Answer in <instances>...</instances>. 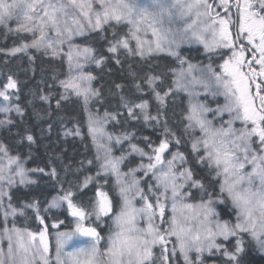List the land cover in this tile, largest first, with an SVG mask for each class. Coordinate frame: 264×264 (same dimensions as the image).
Returning a JSON list of instances; mask_svg holds the SVG:
<instances>
[{
	"label": "snow or ice",
	"instance_id": "snow-or-ice-1",
	"mask_svg": "<svg viewBox=\"0 0 264 264\" xmlns=\"http://www.w3.org/2000/svg\"><path fill=\"white\" fill-rule=\"evenodd\" d=\"M221 6L225 16L214 14L208 0H0V26L7 33L30 37H21L12 55L35 49L66 58L68 75L59 81L64 93L56 101L57 108L70 93L82 98L87 111L89 101L101 95L92 87L93 74L83 69L89 63L101 66L105 57L87 44L74 43L76 37L103 33L106 28L115 36L116 27L123 26L127 32L107 49L116 64H121L118 54L123 51L141 61L165 54L179 65L169 70L173 79L166 91L164 73L155 72L151 65L147 71H133L130 66V96L120 95L119 107L125 110L126 120L163 128L158 142L137 137L135 132L108 133L105 125L118 121L119 111L105 112L103 117L89 113L88 131L98 164L95 175L81 180L80 169L73 172L71 165L64 167L63 176L54 166L47 171L27 168L26 158L10 154L0 142L4 225L0 228V264H174L177 256L183 264H205L207 258H214V264H251L250 250L264 258V0H236L235 35L229 27L236 23L227 11L229 0H221ZM178 22L181 27L175 26ZM194 43L203 46L210 60L207 65L193 64L181 54L182 44ZM213 56L222 63L214 64ZM6 79L0 89L5 102L0 105L4 114L0 127L13 124V111L24 115L19 104L11 103L18 82L12 75ZM115 88L123 92L125 86L116 84ZM145 91L149 99L136 95ZM178 92L187 94L181 135L168 127L165 116L168 98ZM50 95L39 99L48 101ZM221 97L223 103H219ZM150 99L157 103L155 114ZM237 122L241 127H236ZM68 134L79 136L80 130ZM22 139L35 142L30 133ZM113 142H126L128 148L113 155ZM185 142L192 160L207 168L211 177L207 183L193 167L186 166L189 157L179 150ZM44 177L52 182L56 194L43 211L66 209L75 219L72 231L57 234L54 258L46 229L33 232L15 223L17 216L34 212L43 224L40 201L32 199L17 206L11 194L18 186L38 185ZM109 178L115 195L105 190ZM9 217L13 218L11 227ZM85 221H89L87 226ZM104 227L106 235H102ZM77 237L87 242L67 251ZM5 239L6 249L2 246Z\"/></svg>",
	"mask_w": 264,
	"mask_h": 264
},
{
	"label": "trees",
	"instance_id": "trees-1",
	"mask_svg": "<svg viewBox=\"0 0 264 264\" xmlns=\"http://www.w3.org/2000/svg\"><path fill=\"white\" fill-rule=\"evenodd\" d=\"M234 20H236L235 13L233 14ZM126 30V27L117 26L115 36L111 29L106 28L103 33L93 32L89 33L87 37H76L75 39L76 44H87L96 49L98 55L105 57V62L101 66L97 67L95 65L89 70L95 77L92 81V87L99 89L101 95L98 98L93 97L89 101L88 110L99 116H104L105 112L115 113L119 111L122 115L118 118V121L110 120L106 124L107 129L116 136L125 131L135 132L137 137H150L153 141L158 142L163 135V128L160 125L148 126L142 121L126 120L125 110L119 107L120 95L130 96V89L133 86L129 70L130 66L133 71H139L141 68L147 71L149 65H151L155 72L164 73L163 89L166 91L171 86L173 79L169 70L178 68L179 65L174 58L162 54L153 59L141 61L138 56H129L123 51L118 54L121 64H116L113 54L109 53L107 49L110 42L122 36ZM21 37L30 38L24 36V34L17 36L7 33L0 26V88H3L7 82L6 77L12 75L18 82V90L13 95L11 103L19 104L24 110L22 117L10 115L13 121L12 125L0 127V142H3L8 147L10 154H19L26 158L25 166L27 168H45L47 171L54 166L57 167L63 176L64 167L71 165L73 172H76L78 168L80 169L77 175L80 176L81 180L86 175H95L98 170V164L95 161L96 156L92 140L87 132V117L84 105L71 95L69 99L61 100L59 108L56 105V101L61 99V94L64 93V88L59 83L65 75L66 65L64 58L45 55L42 51H36L35 49H30L28 54H10L11 49L20 44ZM181 54L197 65H206L210 62L206 55L200 54L199 47L194 50L184 48L181 50ZM29 57H32L31 61ZM212 62L217 64L218 60L213 56ZM139 74L143 75V72ZM116 84L125 86L123 92L115 88ZM49 93L51 95L48 101L39 99L40 95ZM136 95H142L144 99H149L146 91L144 93H136ZM183 104L184 97L181 94H174L168 98L167 109L165 110V116L169 121L168 127L176 132L177 135H181L183 130ZM150 106L153 114H155L157 103L154 99H150ZM77 128L80 130L79 136L66 135V132ZM26 133L33 135L34 143H29L26 139H22ZM133 142L136 143L138 141ZM141 146L143 145L141 144ZM171 150L175 152L177 149L173 146ZM179 150L188 155L189 164L187 166L193 167L199 177L206 178L205 182L207 183L211 179L207 168L197 165L192 160L189 155L190 146L185 142ZM88 160H93V164H87ZM81 161L84 162L83 167H81ZM137 162H139V157H137ZM69 178L75 179V176L70 175ZM105 190L111 192V179ZM11 194L13 203L17 206L24 201L39 200L40 215L47 222L62 220L70 223L71 218L66 214L65 209L59 211V213L42 211L47 202L56 194L52 187V182L48 181L47 177H44L38 185H34L31 188L18 186L12 190ZM194 194L199 199V193L194 192ZM91 195L92 191L88 190V196ZM15 223L19 227L25 226L35 232L43 228V225L36 221L35 214H30L29 212L26 217L17 216ZM104 229L102 235L104 234ZM247 258L251 261V264H264V258H262V255L257 254L255 250H250ZM176 264H181V262L178 261ZM205 264H214V258H207ZM216 264H219V262L217 261Z\"/></svg>",
	"mask_w": 264,
	"mask_h": 264
},
{
	"label": "rangeland",
	"instance_id": "rangeland-1",
	"mask_svg": "<svg viewBox=\"0 0 264 264\" xmlns=\"http://www.w3.org/2000/svg\"><path fill=\"white\" fill-rule=\"evenodd\" d=\"M240 2L241 3H243V0H240ZM208 3L209 4H211L212 5V10H213V13L215 14V13H220V15L221 16H225V9L221 6V0H208ZM229 4H230V7L228 8V13H230V17H231V20L233 21V14L234 13H232V12H234V10H233V8H235V10L237 11V14H235V17H236V20H234L236 23L235 24H230L229 25V27H230V30L232 31V32H236L237 31V27H236V24L238 23V9H236L237 8V6H236V0H229ZM225 18H227V17H225ZM12 27H15V23L14 22H12V25H11ZM176 27H181L182 26V23H180V22H178L177 23V25H175ZM126 32H127V30H126ZM125 32V33H126ZM75 39L76 38H74V43H76L75 42ZM241 42H243V43H245L246 44V41H241ZM133 46H134V42H133ZM196 47H199L200 48V54L201 55H205L204 54V48H203V46L202 45H200V44H182L181 45V48H180V51L181 50H183L184 48H189V49H192V50H194ZM67 50V48H66V46H65V51ZM202 50V51H201ZM43 52V51H42ZM202 52H203V54H202ZM10 54H11V51L9 52ZM21 54H28V52L27 53H21ZM227 54H230V53H226V55ZM162 55H165V54H162ZM59 57V56H58ZM215 57V59H217L218 60V62H217V64H220V63H222V60H220L219 58H218V56H214ZM64 58V57H63ZM64 61H65V63H66V70H65V75H64V78H63V80L64 79H66V77H67V75H68V64H67V60H66V58H64ZM191 63H193V61H191ZM193 64H195V63H193ZM199 65H201V64H199ZM207 65V64H206ZM93 66H95V64H91V63H89V64H85V67H84V69H83V71H85V72H89V70H90V68L91 67H93ZM187 65H185V67H186ZM198 74V73H197ZM0 89H2V88H0ZM178 93H180V94H183L184 95V104H183V107H182V114H183V112H184V110H185V108H186V105H187V94L186 93H183V92H178ZM73 96L75 99H77V100H79L83 105H84V102H83V100H82V98H78V97H76L75 95H73V94H70L69 93V96ZM218 100H219V103H223L224 101H223V98L221 97V98H218ZM5 102L3 101V98L2 97H0V105H2V104H4ZM210 106H212V107H215V104L214 103H212V104H210ZM84 108H85V105H84ZM86 111V110H85ZM89 113H91V114H93L92 112H90L89 110H88V105H87V111H86V117H87V132H88V134H89V131H88V116H89ZM13 115H17L16 113H15V111H13V113H12ZM94 116H99V115H96V114H93ZM100 117H103V116H100ZM0 119H4V114H2V113H0ZM224 119L225 120H227L228 119V116H227V114H225V116H224ZM236 127H241V125L239 124V122H237V124H236ZM105 130L108 132V133H110V134H112L113 136H116V135H114L113 133H111L108 129H107V126L105 125ZM199 133L197 132V135H198ZM89 136H90V138H91V135L89 134ZM91 140H92V138H91ZM92 144H93V142H92ZM190 146V145H189ZM93 148H94V152H95V156H96V147H95V145L93 144ZM127 148H128V144L127 143H123L122 145H116L114 142H113V155H116V156H119L120 154H121V151H125V150H127ZM147 161L145 160V163H146ZM187 166V165H186ZM122 170H124V171H127V168L126 167H123L122 166ZM138 175H143V173H138ZM111 179V178H110ZM145 179H147V178H145ZM111 189H112V183H111ZM195 192V191H194ZM110 195H115V193H113L112 192V190H111V192H110ZM207 197H205V199H206ZM190 202H193V201H190ZM47 207V205L44 207V208H46ZM43 208V209H44ZM43 209H42V211H43ZM61 210H63V209H51L49 212H56V213H59V211H61ZM66 210V209H65ZM30 214H35L34 212H29ZM66 214L68 215V216H70V214L66 211ZM70 223H66L65 221H62V220H59V221H57V222H47V221H45L44 220V223H43V229H41L40 231H42V230H45L46 229V232H47V236H48V241H49V248H50V255L54 258V255H55V246H56V237H57V234L59 233V232H69V231H72L74 228H75V219L74 218H72L71 216H70ZM12 217H9V227H11L12 226V224H11V221H12ZM36 221H38V222H40L37 218H36ZM62 222V223H61ZM89 224V221H85V225L87 226ZM3 216H2V214H1V223H0V228H3ZM16 227H18V228H21V229H25V228H27L28 230H30L28 227H25V226H22V227H19V226H17L16 225ZM104 229V228H103ZM98 230H100V229H98ZM30 231H32V230H30ZM33 232H35V231H33ZM39 232V231H38ZM106 233H107V227L104 229V234L103 235H106ZM87 242V240L86 239H83L82 237H77V238H74L72 241H70L69 242V246H68V248L66 249L67 251H70V250H72V248H75V247H80V246H82V245H84L85 243ZM2 246L6 249V247H7V241H6V239L2 242ZM169 247H170V245H169ZM156 251L157 252H159V248H157L156 249ZM257 253H259L258 251H256ZM260 255H262L261 253H259ZM210 261H211V259H209ZM181 262V264H183V258L182 257H180V256H177V258H176V260L174 261V264H176L177 262Z\"/></svg>",
	"mask_w": 264,
	"mask_h": 264
},
{
	"label": "flooded vegetation",
	"instance_id": "flooded-vegetation-1",
	"mask_svg": "<svg viewBox=\"0 0 264 264\" xmlns=\"http://www.w3.org/2000/svg\"><path fill=\"white\" fill-rule=\"evenodd\" d=\"M236 32H234L233 34L235 35Z\"/></svg>",
	"mask_w": 264,
	"mask_h": 264
}]
</instances>
